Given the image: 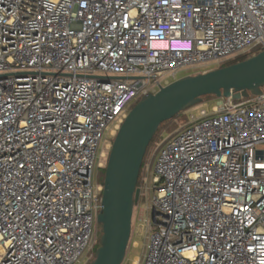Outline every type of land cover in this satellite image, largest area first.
I'll return each instance as SVG.
<instances>
[{
  "label": "built area",
  "instance_id": "obj_1",
  "mask_svg": "<svg viewBox=\"0 0 264 264\" xmlns=\"http://www.w3.org/2000/svg\"><path fill=\"white\" fill-rule=\"evenodd\" d=\"M261 50L264 0H0V264H87L93 171L130 108L185 66ZM213 100L146 168L141 264H264V87Z\"/></svg>",
  "mask_w": 264,
  "mask_h": 264
},
{
  "label": "water",
  "instance_id": "obj_2",
  "mask_svg": "<svg viewBox=\"0 0 264 264\" xmlns=\"http://www.w3.org/2000/svg\"><path fill=\"white\" fill-rule=\"evenodd\" d=\"M264 87V50L243 60L182 75L155 93L143 95L116 132L105 165L100 210L99 245L87 264H122L132 232L141 165L160 124L203 100L204 96L234 100L258 95ZM154 210L152 209V218Z\"/></svg>",
  "mask_w": 264,
  "mask_h": 264
},
{
  "label": "rangeland",
  "instance_id": "obj_3",
  "mask_svg": "<svg viewBox=\"0 0 264 264\" xmlns=\"http://www.w3.org/2000/svg\"><path fill=\"white\" fill-rule=\"evenodd\" d=\"M238 55H241V53H238L237 56ZM227 60L228 59L219 60L216 62L206 63V64L185 66L182 68V70H180V73L178 74L177 78L184 73L194 74L197 72H202V71L210 70L212 68L219 67L220 65L223 66L224 65L223 63ZM213 103H214L213 98H203V100L200 103H197L181 111L180 113L175 115V117L171 118L168 123H166L165 125L159 128L158 133L156 137H154L153 142L148 146L143 159V166L139 174L138 187L141 188V191L139 195L138 204L134 206V210H133L131 237L122 264H141L147 252L148 223L152 219V197L154 193L152 189L153 174L149 170L146 173V168L150 164L153 158V154L158 143L161 140H166L175 131L180 129L182 125L186 122L188 113H190L191 111L197 112L198 109L201 107L209 109L210 105ZM113 139L114 137L113 138L111 137L110 139L111 144ZM109 151L110 149L108 150L106 157L100 160L101 166H99L98 168L95 166L93 171V182L102 184L103 182L102 169L105 168ZM96 232H97V236L100 237L101 226L99 224L96 225ZM82 257L83 255L81 256L80 259H82Z\"/></svg>",
  "mask_w": 264,
  "mask_h": 264
},
{
  "label": "trees",
  "instance_id": "obj_4",
  "mask_svg": "<svg viewBox=\"0 0 264 264\" xmlns=\"http://www.w3.org/2000/svg\"><path fill=\"white\" fill-rule=\"evenodd\" d=\"M250 55H252V53H245V54H242V55H238V56H235L234 58H231V59H228L227 61H225L223 64L224 65H226V64H230V63H234V62H237V61H240V60H243V59H245V58H247V57H249ZM222 64V65H223ZM221 66V65H220ZM203 98H216L215 96H213V95H207V96H204ZM175 117V116H174ZM170 120H166V121H164V122H162L161 124H160V126H159V128L160 127H162L163 125H165L166 123H168ZM159 128H158V130H159ZM158 130H157V132L155 133V135L153 136V138H152V140L150 141V143H149V145L153 142V140H154V137H156V135H157V133H158ZM148 145V146H149ZM142 166H143V162H142V165H141V168H142ZM104 170H105V168H103L102 169V172H103V176H104ZM102 179H103V177H102ZM103 181V180H102ZM138 181H139V178H138ZM137 186H138V182H137ZM98 223L96 222V225H97ZM99 245V237H98V242H97V244H96V247ZM95 247V248H96ZM91 260V259H90ZM89 260V261H90ZM88 261V262H89ZM87 262V263H88Z\"/></svg>",
  "mask_w": 264,
  "mask_h": 264
},
{
  "label": "crops",
  "instance_id": "obj_5",
  "mask_svg": "<svg viewBox=\"0 0 264 264\" xmlns=\"http://www.w3.org/2000/svg\"><path fill=\"white\" fill-rule=\"evenodd\" d=\"M185 74H189V73H184V74H182V75H185ZM182 75H181V76H182Z\"/></svg>",
  "mask_w": 264,
  "mask_h": 264
}]
</instances>
